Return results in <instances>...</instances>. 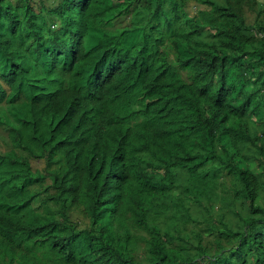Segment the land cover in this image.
I'll use <instances>...</instances> for the list:
<instances>
[{"label": "trees", "instance_id": "16d2710c", "mask_svg": "<svg viewBox=\"0 0 264 264\" xmlns=\"http://www.w3.org/2000/svg\"><path fill=\"white\" fill-rule=\"evenodd\" d=\"M8 103L0 264H264V0H0Z\"/></svg>", "mask_w": 264, "mask_h": 264}, {"label": "bare ground", "instance_id": "6f19581e", "mask_svg": "<svg viewBox=\"0 0 264 264\" xmlns=\"http://www.w3.org/2000/svg\"><path fill=\"white\" fill-rule=\"evenodd\" d=\"M76 35H77V34H76ZM74 36H75V35H74ZM74 39H75V38H74ZM13 44H14V42H13ZM15 45H16V44H15ZM17 45H18V43H17ZM76 45H77V44H76ZM101 69H102V68H101ZM48 85L51 86L52 83L50 84V82H49ZM2 86H3V84H2ZM53 86H54V85H52L51 87H53ZM1 88H2V87H1ZM3 88H4V86H3ZM55 88H56V87H55ZM50 89H51V88H50ZM94 89H95V88H94ZM3 90H4V89H3ZM46 91H47V90H46ZM51 91H52V90H51ZM54 91H55V89H54ZM45 93H46V92H45ZM52 95H53V94H52ZM55 95H56V94H55ZM51 97H52V96H51ZM45 98H46V97H45ZM42 100H44V98L41 99V101H42ZM47 101H48V100H46V103L49 102V101H48V102H47ZM12 103H15V102H12ZM41 103H42V102H41ZM49 104H50V103H49ZM56 104H57V102H56ZM4 106H5V105H4ZM7 106H9V103H8ZM10 106H11V105H10ZM10 106H9L8 108H10ZM14 106H15V105H14ZM37 106H38V104H37ZM37 106H35V107H37ZM42 106H43V105H42ZM53 106H54V104H53ZM11 107H12V106H11ZM47 107H48V106H47ZM47 107H46V108H47ZM2 108H3V107H2ZM37 108H38V107H37ZM52 109H53V108H52ZM52 109H51V110H52ZM3 110H4V109H3ZM12 110H16V109H12ZM12 110H11V111H12ZM39 110H40V108L37 109V111H39ZM41 110H42V109H41ZM1 111H2V110H0V112H1ZM4 111H6V110H4ZM40 112H41V111H40ZM5 113H6V112H5ZM38 114H39V113H38ZM38 114H37V115H38ZM41 114H42V113H41ZM0 115H1V114H0ZM4 115H5V114H4ZM12 115H13V114H12ZM5 116L8 117L7 114H6ZM14 117H15V116H14ZM0 118H1V117H0ZM8 118H9V117H8ZM38 118H41V116H40V117L38 116ZM1 119H2V118H1ZM14 119H15V118H14ZM86 119H87V118H86ZM2 120H4V119H2ZM9 120H10V119H9ZM9 120H8V121H9ZM15 120H16V119H15ZM38 120H40V119H38ZM6 121H7V119H6ZM10 122H11V120H10ZM18 122H19V121H18ZM82 123H83V122H82ZM11 124H12V123H11ZM3 126H4V125H3ZM5 126H6V125H5ZM5 126H4V128H5ZM84 126H86V125H84ZM6 127L8 128V126H6ZM12 127H13V126H12ZM16 127H17V126H16ZM65 127H66V126H65ZM7 128H5V129H7ZM88 128H90V126H89ZM0 129H1V128H0ZM10 129H11V128H10ZM13 129H14V127H13ZM65 129L67 130V128H65ZM69 129H71V128H69ZM15 130H16V129H15ZM80 130H81V129H80ZM80 130H79V133H80ZM1 131H2V134H4V133H3L4 131H3V130H1ZM83 131H84V130H83ZM0 133H1V132H0ZM9 133H10V132H9ZM126 133H127V132H126ZM65 134H69L68 131H67V133H65ZM80 134H81V133H80ZM97 134H98V133H97ZM126 135H127V134H126ZM126 135H125V136H126ZM98 136H99V135H98ZM122 136H123V135H122ZM122 136H121V138H123ZM2 137H4V136H2ZM76 137H77V135H76ZM93 137H94V136H93ZM96 137H97V136H96ZM96 137H95V138H96ZM77 139H78V138H77ZM123 139H124V138H123ZM123 139H122V140H123ZM138 139H139V138H138ZM0 140H1V139H0ZM96 140H97V139H96ZM143 140H145V139H143ZM131 141H132V140H131ZM5 142H7V141H5ZM8 142H10V141L8 140ZM8 142H7V143H8ZM11 142H12V141H11ZM92 142H93V141H92ZM136 142H137V141H136ZM141 142H142V140H141ZM147 142H148V140H147ZM137 143H140V142H137ZM137 143H136V144H137ZM144 143H145V142H144ZM0 144H1V142H0ZM3 144H4V143H3ZM3 144H1V147H2ZM8 144H9V143H8ZM14 144H16V143H14ZM81 144L83 145V144H85V143H81ZM136 144L134 143L133 145L136 146ZM5 145H6V144H5ZM9 145H10V144H9ZM87 145H88V144H87ZM128 146H129V145H128ZM139 146H140V144H139ZM141 146H142V145H141ZM141 146H140V148H141ZM143 146H144V145H143ZM1 147H0V148H1ZM137 147H138V145H137ZM90 148H91V147H90ZM12 149H14V148H12ZM132 149H133V148H132ZM14 150H15V149H14ZM14 150H13V151H14ZM156 150H157V149H156ZM3 151H4V150H3V148H2V153H3ZM10 151H11V150H10ZM4 152H5V151H4ZM8 152H9V151H8ZM0 153H1V151H0ZM5 153L7 154V151H6ZM5 153H4V155H6ZM9 153H11V152H9ZM129 153H130V152H129ZM134 153H135V152H134ZM155 153H156V152H155ZM11 154L13 155V152H12ZM58 154H59V153H58ZM108 154H109V153H108ZM117 154H118V153L116 152V155H117ZM139 154H140V153H139ZM1 155H2V154H1ZM1 155H0V156H1ZM118 155H119V154H118ZM141 155H142V152H141ZM156 155H157V154H156ZM160 155H161V154H159V156H160ZM127 156H129V155H127ZM134 156H135V155H134ZM9 157L12 158L11 155H10ZM122 157H123V156H122ZM122 157H121V158H122ZM139 157H140V155H139ZM165 157H166V156H165ZM6 158L8 159L7 162H9V161H10L9 158H8V157H6ZM117 158H118V157H117ZM161 158H163L162 155H161ZM119 159H120V158H119ZM164 161H165V160H164ZM4 162H5V161H4ZM139 162H140V161H139ZM139 162H138V163H139ZM165 162H166V161H165ZM1 166H3V164H2ZM124 166H125V165H124ZM138 166H139V165H138ZM138 166H137V167H138ZM161 166H162V165H161ZM161 166H160V167H161ZM164 166H165V165H164ZM117 167H118V166H117ZM162 167H163V166H162ZM162 167H161V169H162ZM168 167H169V166H168ZM56 168H57V167H56ZM59 168H60V167H59ZM135 168H136V167H135ZM137 169H138V168H137ZM116 170H117V169H116ZM118 170H119V169H118ZM118 170H117V171H118ZM167 170H168V169H167ZM161 171H162V170H161ZM164 171H165V170H164ZM167 172H168V171H167ZM110 174H111V173H110ZM160 175H161V177H162L163 174H160ZM166 175H167V173H166ZM109 176H110V175H109ZM163 176H164V175H163ZM164 177H166V176H164ZM114 178H115V177H114ZM131 179H132V177H131ZM110 180H111V179H110ZM159 180L162 181L163 179L161 180V179L159 178ZM121 181H123V180H121ZM121 181H120V182H121ZM68 183H69V182H68ZM129 184H130V182H129ZM158 184H159V183H158ZM66 187H67V186H66ZM71 187H72V185L70 186V188H71ZM89 187H91V186H89ZM89 187H88V189H90ZM114 187H115V185H114ZM70 188H69V189H70ZM72 188H73V187H72ZM98 188H99V187H98ZM115 188H116V187H115ZM128 188H129V187H128ZM67 189H68V188H67ZM83 189H84V188H83ZM85 189H86V188H85ZM92 189H93V187H91V190H92ZM114 190H115V189H114ZM153 190H154V189H153ZM88 191H89V190H88ZM96 191H97V190H95V192H96ZM129 191H130V190H129ZM83 192H84V191H83ZM90 192H91V191H90ZM92 192L94 193V191H92ZM92 192H91L90 194H92ZM130 192H131V191H130ZM153 192H154V191H153ZM155 192H156V189H155ZM155 192H154V193H155ZM65 193H66V191H65ZM85 193H87V191H85ZM88 193H89V192H88ZM113 193H114V192H113ZM63 194H64V193H63ZM71 194H72V193H71ZM97 194H98V193H97ZM72 195H73V194H72ZM83 195L85 196V194H83ZM92 195H94V194H92ZM95 195H96V193H95ZM114 195H115V193H114ZM63 196H65V195H63ZM80 196H81V194H80ZM80 196H78V197H80ZM84 196H83V197H84ZM130 196H131V195H130ZM65 197H66V196H65ZM69 197L72 198L71 196H69ZM90 197H92V196H90ZM111 197H112V196H111ZM75 198H76V197H75ZM81 198H82V197H81ZM93 198H94V197H93ZM128 198L130 199V197H128ZM91 200H92V198H91ZM67 201H68V200H67ZM74 201H76V200H74ZM74 201H73V202H74ZM71 202H72V201H71ZM71 202H70V203H71ZM73 202H72V203H73ZM77 202H79V199L77 200ZM77 202H76V203H77ZM66 203H67V202H65V204H66ZM74 203H75V202H74ZM89 203H90V202H89ZM101 203H102V202H101ZM69 205H70V204H69ZM86 205H88V203H87ZM130 205H132V204H130ZM130 205H129V206H130ZM73 206H74V205H73ZM73 206H72V207H73ZM75 206H76V205H75ZM82 206H83V205H82ZM84 206H85V204H84ZM84 206H83V207H84ZM102 206H103V205H102ZM103 207H104V206H103ZM130 207H132V206H130ZM84 208H85V207H84ZM89 208H90V207H89ZM124 208H125V206H124ZM71 209H72V208H71ZM82 209H83V208H82ZM125 209H126V208H125ZM80 210H81V209H80ZM80 210H79V211H80ZM89 210H90V209H89ZM101 210H102V209H101ZM62 212H63V211H62ZM81 212H82V210H81ZM66 215H67V214H66ZM69 218H70V217H69ZM69 218H68V219H69ZM82 219H83V218H82ZM124 219H125V218H123V220H124ZM64 220H65V219H64ZM69 220H70V219H69ZM72 220H73V219H72ZM72 220H71V221H72ZM77 220H78V219H77ZM81 221H82V220H81ZM106 222H107V221H106ZM71 223H72V222H71ZM111 223H112V222H111ZM68 224H69V223H68ZM73 224H74V222H73ZM104 224H105V222H104ZM65 225H67V224H65ZM71 225H72V224H71ZM107 225H108V226H111L110 223L107 224ZM112 225H113V224H112ZM102 226H104V225L102 224ZM74 227H75V226H74ZM80 227H81V225H80ZM112 227H113V226H112ZM76 228H77V227H76ZM105 228H106V226H105ZM77 229H78V228H77ZM77 229H75V230H77ZM103 229H104V228H103ZM80 230H81V229H80ZM104 230H105V229H104ZM105 231H107V230H105ZM109 231H110V230H109ZM114 231H115V230H113V232H114ZM77 232H78V230H77ZM80 232H81V231H80ZM116 232H117V231H116ZM116 232H114L113 234H115ZM78 233H79V232H78ZM117 233H119V232H117ZM119 234H120V233H119ZM105 235H106V233H105ZM79 236H80V234L77 235L76 237H78V239H79V238H80ZM106 236H109V235H106ZM111 237H112V236H111ZM117 237L119 238V235H118ZM107 238H108V237H107ZM105 239H106V238H105ZM111 239H112V238H111ZM75 240L77 241V239H75ZM107 240H109V238H108ZM107 240H106V241H107ZM114 240H115V239H114ZM119 240H120V238H119ZM125 240H126V237H125ZM81 241H82V240H81ZM78 242H80V241H78ZM111 242H112V241H111ZM116 242H117V241H116ZM75 243H76V242H75ZM117 243H118V242H117ZM117 243H116V244H117ZM114 244H115V243H114ZM124 244H125V243H124ZM124 244H123V245H124ZM77 245H79V243H77ZM117 245H122V244H119V243H118ZM75 246H76V244H75ZM115 246H116V245H115ZM111 247H112V246H111ZM121 247H124V246H121ZM121 247H120V248H121ZM74 248H76V247H74ZM116 248H117V247H116ZM78 249H79V247H78ZM78 249H76V250H78ZM114 249H115V248H114ZM117 249H119V247H118ZM111 250H112V248H111ZM121 251H122V250H121ZM113 252H114V251H113ZM110 253H111V252H110ZM117 254L119 255V253H117ZM111 255H112V253H111ZM77 256H78V255H77ZM79 256H80V255H79ZM79 256H78V257H79ZM113 256H115V254H114ZM83 260H84V259H83ZM73 261H74V260H73ZM78 262H79V261H78ZM81 263H83V262H81ZM81 263H79V264H81ZM76 264H77V263H76Z\"/></svg>", "mask_w": 264, "mask_h": 264}, {"label": "rangeland", "instance_id": "374dc122", "mask_svg": "<svg viewBox=\"0 0 264 264\" xmlns=\"http://www.w3.org/2000/svg\"><path fill=\"white\" fill-rule=\"evenodd\" d=\"M122 22L124 24H126L128 22V19L124 17V18H122ZM7 105L8 104H3V105L0 106V110H2L0 112V114H1V117H3V118H6L7 117V116H5L6 114L8 115L9 118L12 116V114H11L12 113L11 108H8L9 106H7ZM3 109L6 110V111H4ZM34 165L37 166V167H43L44 166V163L43 162H40V161H34Z\"/></svg>", "mask_w": 264, "mask_h": 264}]
</instances>
